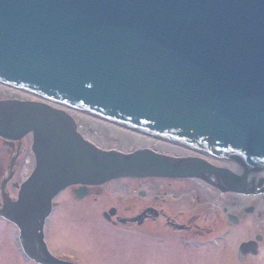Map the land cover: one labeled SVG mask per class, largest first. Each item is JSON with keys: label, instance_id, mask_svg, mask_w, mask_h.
Returning a JSON list of instances; mask_svg holds the SVG:
<instances>
[{"label": "water", "instance_id": "water-1", "mask_svg": "<svg viewBox=\"0 0 264 264\" xmlns=\"http://www.w3.org/2000/svg\"><path fill=\"white\" fill-rule=\"evenodd\" d=\"M0 85L243 170L104 152L63 111L0 101V139L30 135L35 163L0 217L37 264H64L43 226L69 187L214 176L242 195L250 173L264 172V0H0Z\"/></svg>", "mask_w": 264, "mask_h": 264}, {"label": "flooded vegetation", "instance_id": "flooded-vegetation-1", "mask_svg": "<svg viewBox=\"0 0 264 264\" xmlns=\"http://www.w3.org/2000/svg\"><path fill=\"white\" fill-rule=\"evenodd\" d=\"M86 133H88L86 127L79 130L84 140L102 150L103 148L96 143V140L84 137ZM29 142L30 137L18 142H7L0 139V208L3 196L10 202L15 200L21 184L31 173L30 166L33 156ZM188 158L199 159L192 153L188 154ZM205 161L212 168L232 172L225 164L215 159H205ZM122 180L137 184L138 187L145 184L149 189L146 192L141 190L137 193L142 201L138 206L135 205L134 217L124 216L123 211L114 206L102 212L107 230L110 231L109 236L111 233L114 236L140 235L139 230H136L139 234L134 231L121 232L118 230L122 228L139 229L147 222L151 224L162 222L168 235L174 236L176 242L186 249L202 244L208 251L210 249L219 250L222 257L230 258L237 264H250L253 259L264 255V184L256 182V184L247 185L242 196L230 190V188H236L233 184L219 183L214 176H205L204 180L168 178H126ZM100 187L80 190V186H73L63 192L70 191L71 198L80 201L86 198L91 191L98 190ZM129 189L132 193L136 192L134 186L130 185ZM225 189L228 191L226 192ZM54 207L53 202L52 210ZM173 207L181 209L172 212ZM52 210L49 218H51ZM155 233L156 231L153 232ZM48 249L52 254L54 253L49 247ZM56 253L57 255H54L60 258L65 255L67 257L63 259L65 262H80L77 255L65 252Z\"/></svg>", "mask_w": 264, "mask_h": 264}, {"label": "rangeland", "instance_id": "rangeland-1", "mask_svg": "<svg viewBox=\"0 0 264 264\" xmlns=\"http://www.w3.org/2000/svg\"><path fill=\"white\" fill-rule=\"evenodd\" d=\"M3 95L0 93V99L7 98ZM20 99L31 101L26 97ZM82 127L85 129L83 125ZM84 137L96 140V143L103 148L101 151L104 152L113 150L112 152L119 154H129L145 149L168 155L167 152L162 153L157 149L138 147L132 142H136V140L131 136L127 137L130 143L121 142L117 137L109 136L107 133L101 136L96 135L94 138L86 133ZM29 143H31V138ZM124 144H128V146L124 147ZM161 144L163 143L161 142ZM131 145L135 148L133 151L126 149ZM130 148L132 149V147ZM179 157L188 158V155ZM30 167L32 171L33 161ZM130 185L136 188L135 193L130 191ZM148 189L145 184L138 187L137 184H130L129 181L115 180L98 190L94 189L80 201L72 199L70 191L61 193L53 201L55 207L52 210V216L44 225L43 233L47 246L56 255V252L77 255L80 260L79 264H237L230 258L222 257L219 250L210 249L208 251L202 244H196V247L192 249L180 246L174 236L168 235L162 222L154 224L147 222L139 229L122 228L118 230L121 232L134 231V233H138L136 230H139L140 235L114 236L111 233L109 236L110 231L107 230L108 227L102 218V212L114 206L121 209L124 216L134 217L135 205L138 206L142 201L137 193L141 190L146 192ZM177 209L181 208L173 207L172 212ZM155 231L156 233L153 234ZM17 235V229L0 218V264H34L22 257L17 243ZM250 264H264V255L253 259Z\"/></svg>", "mask_w": 264, "mask_h": 264}, {"label": "bare ground", "instance_id": "bare-ground-1", "mask_svg": "<svg viewBox=\"0 0 264 264\" xmlns=\"http://www.w3.org/2000/svg\"><path fill=\"white\" fill-rule=\"evenodd\" d=\"M0 93L4 94L8 98L26 97V95H24V94L16 93V92L12 91L11 89H8V88L2 87V86L0 87ZM55 108H57V107H55ZM58 108L62 111L65 110V113L69 116V118L74 119L76 121H79L81 123V125L85 126L88 134L93 138L96 137V135L101 136V135H104L105 133H107V134H109V136L117 137L118 139H120L123 142L124 141L129 142L127 137L130 134L126 133L124 130L111 128L108 125L98 123L97 121H92L90 119H87L84 116L76 115L73 112L68 111L65 108H62L59 106H58ZM131 138L136 140V142H134V141H132V142L135 145H137L138 147L157 149L159 152L161 151L162 153L167 152L166 154H168V155H173V154H175V155H188V154L193 153V152H189L185 149H180L178 147H172V146H169L166 144L162 145L160 143L152 141L150 138H144L143 136H137V137H131ZM124 145H128V144H124ZM219 162H221V161H219ZM221 164H223V165L225 164L228 168H230L232 170V172L234 174H239V175L243 174L242 168L235 163H227L226 164L224 162H221ZM259 178L264 179V172L254 169L248 177V180H249L248 182H251L254 179V183L256 184V182H258Z\"/></svg>", "mask_w": 264, "mask_h": 264}]
</instances>
